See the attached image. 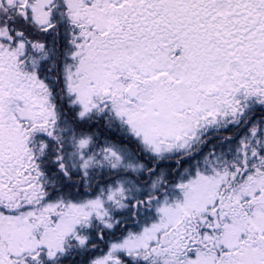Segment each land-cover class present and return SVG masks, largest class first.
<instances>
[{"label": "snow or ice", "instance_id": "snow-or-ice-1", "mask_svg": "<svg viewBox=\"0 0 264 264\" xmlns=\"http://www.w3.org/2000/svg\"><path fill=\"white\" fill-rule=\"evenodd\" d=\"M0 264H264V0H0Z\"/></svg>", "mask_w": 264, "mask_h": 264}]
</instances>
